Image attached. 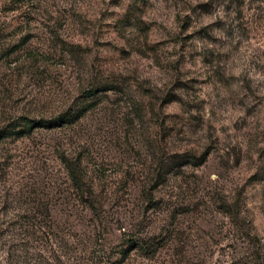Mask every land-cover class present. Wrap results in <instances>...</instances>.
I'll use <instances>...</instances> for the list:
<instances>
[{"label": "rangeland", "instance_id": "rangeland-1", "mask_svg": "<svg viewBox=\"0 0 264 264\" xmlns=\"http://www.w3.org/2000/svg\"><path fill=\"white\" fill-rule=\"evenodd\" d=\"M0 132V264H264V0H0Z\"/></svg>", "mask_w": 264, "mask_h": 264}, {"label": "trees", "instance_id": "trees-1", "mask_svg": "<svg viewBox=\"0 0 264 264\" xmlns=\"http://www.w3.org/2000/svg\"><path fill=\"white\" fill-rule=\"evenodd\" d=\"M103 89H99V90H95L93 92V94H90L88 97H91L93 95H95L96 93L99 92H106L109 90L110 87L108 86H103ZM108 87V88H106ZM75 109V108H74ZM87 110H85L84 108H78L74 111H72L71 113H65L62 114L56 118H50L48 120L46 119H41V120H32V121H28V120H24L25 123L21 126L22 130L19 132H16V136L17 137H22L26 134H28L30 132V130H39V129H46V130H51V129H55V128H59V127H63V126H68V127H72L75 126L77 124V122L83 117L84 113ZM5 136H3V133L0 132V142L1 140L4 138ZM64 162V170H65V177L68 180V182H70L72 185L75 186V188L78 191H83V187H86V181L87 180H91V182H94V184H96L95 182H100L101 181V177L99 175H95V176H89L88 174L81 172L80 170H75L74 169V165L70 162L71 160H69V157H63ZM72 159V158H71ZM77 163H81V156L76 155L75 158ZM167 176L166 172H160L157 173L156 175H153L152 178H154L155 180V186L152 188L151 192L149 193V197L152 199L153 198V193L155 192V190L157 189V187L164 181V178ZM94 184H91L94 185ZM99 184H96V186H98ZM143 193H145L144 190H142ZM90 199L89 200V209L90 210H95V207L97 206L95 200H93V196L89 195L88 196ZM104 264H110V262H105Z\"/></svg>", "mask_w": 264, "mask_h": 264}]
</instances>
